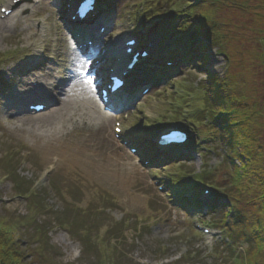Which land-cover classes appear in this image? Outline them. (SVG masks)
<instances>
[{
	"label": "rangeland",
	"instance_id": "rangeland-1",
	"mask_svg": "<svg viewBox=\"0 0 264 264\" xmlns=\"http://www.w3.org/2000/svg\"><path fill=\"white\" fill-rule=\"evenodd\" d=\"M53 1L35 7L31 4L34 0H30L16 18L0 20V215L6 218L3 225L0 222V231L11 222L16 224L12 231L18 228L25 234L13 241L20 244V248L15 245L17 248L28 253L24 258L28 264H40L39 239L33 235L37 228H44L48 234L46 238L52 248L48 264H107L106 253L110 248L107 240L104 245L98 244L100 235L92 242L97 250L89 243L87 248H93V254L81 257L86 250L81 238L84 230L95 234L101 226L115 228L109 238L119 239L114 250L117 264H172L187 252L193 258L182 264H230L232 257L243 254L247 245L239 240L227 242L222 231L210 224L218 218L209 207L216 199L191 217L171 198V194L177 197L191 190L181 183L170 182V177L182 180L180 170L186 174L189 185H195L196 175H205L214 180L209 185L218 194L220 187H225L233 176L227 143L221 144L212 126L199 123L192 127L197 146L184 150L182 154L186 157L146 166L145 157L151 153L141 141L150 145L159 131L170 128L175 121H183L186 113L201 111L208 98L207 92L204 93L205 74H215L223 82L228 78L253 114L251 128L262 155L256 167L264 178V0H209L215 2L211 13L215 18L209 16V23L213 37L218 40L212 47V42L198 37L209 47L206 49L209 62H201V54L197 53L192 63L185 65L184 75L170 77L168 81L158 79L156 89L146 99L129 102V109L122 114L124 135L120 140L113 132V116L101 130L93 122H83L79 116L70 121L68 111L57 116L51 125L43 117L25 112L29 104L42 100L35 96L32 83H46L45 76L47 81L51 80L47 72L58 76L60 82L65 81V76L57 74L79 70L73 66L71 54L79 55L61 22L67 6L62 0ZM186 4L184 0L173 4L165 0H117L105 20L114 33L130 30L135 16L142 22L146 11H151L146 9L155 8L161 13H174L176 20L189 24L194 10ZM5 5V0H0V9ZM137 13L143 16L138 17ZM18 19L20 22L14 25ZM33 21L42 24L40 32L35 31ZM3 24L11 27L4 30ZM136 25L145 26V23ZM166 30L168 26L161 25L160 33ZM182 42L178 46L184 47L186 41ZM107 54L108 51L105 58L101 56L103 61L94 60L92 71L102 72V65L109 60ZM82 60L86 62V58ZM34 63L36 68L25 76V70ZM25 86L31 99H25L22 90ZM229 90L226 95L232 92ZM95 92L99 99L98 91ZM54 93L50 97L52 107H63L62 98H55ZM141 104L143 109L139 108ZM126 141L139 145L140 150L148 149V155L144 152L142 156L133 155L126 148ZM12 148L18 149L17 155L7 159L6 164L18 177L8 179L2 177L7 172L2 163ZM156 181L169 185L168 190L160 192L154 185ZM16 184L25 193L21 198L15 191ZM34 192L41 195L30 198ZM99 213L102 222L96 220ZM194 218L202 219L217 237H194L189 231ZM117 222L121 223L111 225ZM61 223L68 224L71 231L63 230ZM32 239L34 243L30 244ZM226 243L228 248L223 245ZM109 262L114 264V259Z\"/></svg>",
	"mask_w": 264,
	"mask_h": 264
},
{
	"label": "trees",
	"instance_id": "trees-1",
	"mask_svg": "<svg viewBox=\"0 0 264 264\" xmlns=\"http://www.w3.org/2000/svg\"><path fill=\"white\" fill-rule=\"evenodd\" d=\"M213 5L206 3L202 6L197 17L200 19L201 16L210 15L213 11ZM206 13H208L206 15ZM203 24H209V22L202 21ZM201 23V24H202ZM202 26V25H201ZM204 29V26H202ZM208 92L211 95L209 106L212 110H222L225 108V115L215 116L213 123L217 129H219L220 137L225 142L229 140V151L232 160L237 159L241 163V169L238 168L234 163L232 164L233 178L231 179L230 188L227 191V195L230 197L233 205L236 204L238 208L234 207L232 216L226 212V207L218 206L217 214L220 216V220L214 223L215 227L224 230L225 234L233 242L235 240L243 241L247 245L246 250L238 257H232L230 264H264V178L260 177L259 170L257 169V163L262 158L261 152L256 145V138L251 128V122L253 119V114L248 107V104L242 101V96L236 93L235 88L229 95H226L221 87L219 86L220 80L214 77L208 78ZM233 87H230V91ZM225 102V103H224ZM221 111H219V114ZM256 113H254L255 115ZM17 148H12L8 153L5 154L4 170H7L6 174L3 176H8L9 179L14 178L15 172H12L7 167V159L13 155H17ZM245 157L246 162L242 160ZM7 169H6V168ZM2 167H0V170ZM203 181H208L207 179H202ZM15 191L18 195L22 194V187L20 184H16ZM41 195H33L31 198H36ZM37 200V199H35ZM245 201L246 205H241V202ZM240 207V208H239ZM254 210L255 212H253ZM102 216L100 213L96 217ZM6 218L0 215V222L3 225ZM7 227H3L0 231V264H28L25 262L24 258L28 255L25 254V249H19L20 244L14 243L15 237H23L25 234L20 230L16 229L13 223H7ZM12 226V228H11ZM114 229H108L104 239H106L112 246V242L117 241V239H111L110 234ZM83 232V231H82ZM96 232V231H95ZM191 233L197 235L195 231L191 229ZM41 234V235H40ZM98 234V233H96ZM109 234V235H108ZM34 238H38L37 255L40 264H48L50 257H52L49 242L47 240V235L44 232V228L36 230L33 234ZM95 234L92 231L84 230V236L82 238L86 250L81 257H86L93 253L91 249L87 248L90 243L96 248V245L92 244ZM33 239L31 240L32 244ZM19 247V248H17ZM94 248V249H95ZM112 248L108 251L107 264H110V260L114 259V264H117L114 256V250ZM97 250V248H96ZM193 258L191 253L186 254L181 261L175 262L174 264L186 263L188 258ZM49 259V260H48ZM105 264V263H101Z\"/></svg>",
	"mask_w": 264,
	"mask_h": 264
},
{
	"label": "bare ground",
	"instance_id": "bare-ground-1",
	"mask_svg": "<svg viewBox=\"0 0 264 264\" xmlns=\"http://www.w3.org/2000/svg\"><path fill=\"white\" fill-rule=\"evenodd\" d=\"M14 1L15 0H5L7 11L13 8ZM21 1L22 0H19V2ZM36 1L38 3L39 0H36ZM31 10H33V8H31ZM19 22L20 20L18 19L17 22H14V25L15 23H19ZM3 25L5 26L4 30H6L8 27H11V26L7 27L5 24ZM75 33L78 34V32H75ZM80 46H82V49H83L82 51L84 53L83 55H85V57L92 58L96 54L95 51L91 52L89 48L85 49L83 47L84 45L80 44ZM98 57L99 55L96 54L95 58H98ZM71 59H72L73 66L79 70L75 73H72V71H70L69 74H64V73L57 74L59 75V77L65 76L67 80L60 82V79L58 78V76H55L54 73L52 74L50 72H47V77L51 76V80L47 81L46 76L43 77L46 81L47 86L49 85V87H52L53 91L56 93V94L54 93L53 96L55 98H62L63 107L51 108L47 112L39 113L38 116L39 118L43 117L48 122V124L51 125L55 122V118L57 116L59 117L62 115L61 114L62 112L68 111L67 113L70 114L69 115L70 121L71 119L74 118V116H79V118H81L83 122L85 121H90L91 123L93 122L94 125H96L102 130L108 124L109 117L106 114L102 113V109L99 106L98 100L95 96L94 83H92L91 85L85 83V81L88 80L86 77L88 76V74H90V72L87 74V76H86V73L88 70L91 71L90 70L91 68L93 70L94 65L92 63H94L95 61L89 60V62L85 63L81 58L74 56V54H71ZM22 90L26 98H30V93H29L30 90L26 86L23 87ZM42 95L45 97H48L44 93H42ZM19 122L22 123L23 120H20Z\"/></svg>",
	"mask_w": 264,
	"mask_h": 264
},
{
	"label": "snow or ice",
	"instance_id": "snow-or-ice-1",
	"mask_svg": "<svg viewBox=\"0 0 264 264\" xmlns=\"http://www.w3.org/2000/svg\"><path fill=\"white\" fill-rule=\"evenodd\" d=\"M85 83L91 85L93 83V81L92 80H87V81H85Z\"/></svg>",
	"mask_w": 264,
	"mask_h": 264
}]
</instances>
